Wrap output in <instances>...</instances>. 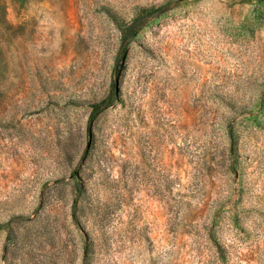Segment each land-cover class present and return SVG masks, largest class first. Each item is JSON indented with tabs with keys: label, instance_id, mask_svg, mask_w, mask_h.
Returning <instances> with one entry per match:
<instances>
[{
	"label": "rangeland",
	"instance_id": "1",
	"mask_svg": "<svg viewBox=\"0 0 264 264\" xmlns=\"http://www.w3.org/2000/svg\"><path fill=\"white\" fill-rule=\"evenodd\" d=\"M0 264H264V0H0Z\"/></svg>",
	"mask_w": 264,
	"mask_h": 264
},
{
	"label": "trees",
	"instance_id": "2",
	"mask_svg": "<svg viewBox=\"0 0 264 264\" xmlns=\"http://www.w3.org/2000/svg\"><path fill=\"white\" fill-rule=\"evenodd\" d=\"M109 104H110V102L107 101V100H105L102 103L96 104L95 108H94V110L92 112V117L91 118H93V116H95L104 106H108Z\"/></svg>",
	"mask_w": 264,
	"mask_h": 264
}]
</instances>
